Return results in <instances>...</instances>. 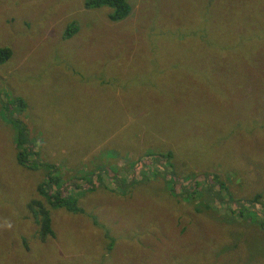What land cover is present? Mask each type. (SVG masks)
Listing matches in <instances>:
<instances>
[{
  "label": "rangeland",
  "instance_id": "1",
  "mask_svg": "<svg viewBox=\"0 0 264 264\" xmlns=\"http://www.w3.org/2000/svg\"><path fill=\"white\" fill-rule=\"evenodd\" d=\"M85 1L0 0V264H173L193 235L213 264H264V206L215 201L264 195V0H127L117 21ZM46 174L81 212L50 205Z\"/></svg>",
  "mask_w": 264,
  "mask_h": 264
},
{
  "label": "trees",
  "instance_id": "2",
  "mask_svg": "<svg viewBox=\"0 0 264 264\" xmlns=\"http://www.w3.org/2000/svg\"><path fill=\"white\" fill-rule=\"evenodd\" d=\"M85 6L87 8H98V7H109L111 9L109 13V18L112 21H117L123 19L127 14H129L130 11V4L127 0H86ZM73 25V24H72ZM76 26H69V28L66 30L65 35L69 36L75 32ZM180 30V29H179ZM179 35V34H178ZM11 56V50L8 47H0V64L6 62ZM8 123L11 125V127L14 128V136H15V145L17 148V161L21 165H26L27 167L31 166V163L28 165V155L30 153V149L35 146V143L28 137L27 134V128L23 125L21 120L19 119H12L11 117L8 118ZM34 153V152H33ZM36 154V152L34 153ZM170 155V154H168ZM33 166V165H32ZM47 168H51L52 170L55 169L54 164L48 165ZM47 184L44 185L41 183L38 186V191L41 195H43L50 203L52 207L57 208H64L66 210H69L71 212H81L82 208L77 205V195L75 194H69L64 192L61 188L59 190L55 189L52 191L51 184H58V180L60 179L59 176H50L47 175ZM92 181H90L91 183ZM197 185L196 183H194ZM194 185V186H195ZM59 186V185H57ZM105 189H109L107 185H102ZM123 191H126L121 187ZM226 189V187H224ZM92 190V188H91ZM183 191H187L186 187L182 188ZM228 189H226L227 191ZM220 194V192H217ZM219 194H216L215 201L219 202H234L237 206V215L244 217V213L246 210H249L252 208H257L258 206H264V199L262 193H255L252 196H249L247 198H236L234 197L230 192H227V198H224V196H220ZM215 195V194H214ZM213 195V196H214ZM209 201H206L207 204L205 206L199 207L196 206L194 212L196 214L203 215L204 213L208 212L211 215V209L208 205ZM249 206V207H245ZM33 206H38L39 211L38 213L32 208ZM27 208H32L34 216L37 218L36 222L39 224V231L41 232V235L44 237L46 234H52L53 229L51 226V215L48 209H46L43 206H40V202L37 199H32ZM177 208V209H176ZM202 208V209H201ZM174 218L180 221L183 217H188V214L186 212V206H172ZM217 212H222L223 209L220 210L217 208H213ZM231 213H234L233 211ZM223 220L221 222H217V224L224 226V225H234V224H240L241 221H236L235 219H225L222 216ZM211 219V218H210ZM180 227L179 231L182 232H188L195 233L197 230L201 231L203 229V224L200 223H193V222H179ZM264 229V221H260L258 224ZM257 225V226H258ZM230 234V231H229ZM176 235V234H175ZM231 235V234H230ZM190 239H187L185 243V251L180 252L179 254H175L172 256L173 258V264H213L211 260L205 259V252L199 251L196 248V244L198 243V235H193L192 238L188 236ZM200 242L202 240L200 239ZM207 242H210L212 246H214V242L209 239H207ZM112 244V243H111ZM232 245L236 246L237 241L233 237ZM197 251L199 255L195 253Z\"/></svg>",
  "mask_w": 264,
  "mask_h": 264
}]
</instances>
